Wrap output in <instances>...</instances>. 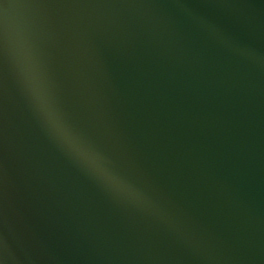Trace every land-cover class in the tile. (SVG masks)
<instances>
[{"label": "water", "instance_id": "obj_1", "mask_svg": "<svg viewBox=\"0 0 264 264\" xmlns=\"http://www.w3.org/2000/svg\"><path fill=\"white\" fill-rule=\"evenodd\" d=\"M0 12L26 62L47 61L46 46L74 52L86 142L142 194L84 168L77 264H264V0H0ZM78 59L61 60L60 93L80 80ZM26 92L19 69L0 77V112L32 111ZM12 166L0 156V191L24 196ZM26 222V263L54 264L49 230ZM9 229L0 221V264L21 243Z\"/></svg>", "mask_w": 264, "mask_h": 264}, {"label": "clouds", "instance_id": "obj_2", "mask_svg": "<svg viewBox=\"0 0 264 264\" xmlns=\"http://www.w3.org/2000/svg\"><path fill=\"white\" fill-rule=\"evenodd\" d=\"M25 83L33 95L37 110L42 116L48 131L77 162L117 195L137 200L142 199L141 193L108 167L105 157L101 153L71 130L59 112L45 98L39 84L33 82L27 74L25 75Z\"/></svg>", "mask_w": 264, "mask_h": 264}]
</instances>
